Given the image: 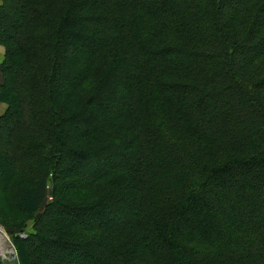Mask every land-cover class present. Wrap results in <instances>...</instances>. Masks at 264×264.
Wrapping results in <instances>:
<instances>
[{"label": "trees", "instance_id": "trees-1", "mask_svg": "<svg viewBox=\"0 0 264 264\" xmlns=\"http://www.w3.org/2000/svg\"><path fill=\"white\" fill-rule=\"evenodd\" d=\"M232 1L2 0L0 13L16 18L0 33V88L13 97L0 122L14 120L0 155V191L11 192L13 208L37 213L50 175L56 170L58 185L68 156L111 157L103 151L112 143H129L132 155L131 170L110 165L84 182L72 177L65 196L56 197L65 202H50L34 232L13 238L19 264L54 258L56 248L86 264L95 254L86 247L108 251L98 264H264V0H237L224 16ZM85 35L100 45L70 89L58 92L61 69H70L63 53ZM240 49L251 52L239 61ZM126 66L123 113L67 137L66 122L93 99H110L106 81ZM164 158L174 160L170 170ZM8 163L38 172L29 183L16 182ZM123 185L134 205L128 220L113 225L115 247L95 243L108 236L82 221L66 225L64 240L44 236L52 208L85 215L120 201ZM70 195L77 201L66 203Z\"/></svg>", "mask_w": 264, "mask_h": 264}, {"label": "rangeland", "instance_id": "rangeland-1", "mask_svg": "<svg viewBox=\"0 0 264 264\" xmlns=\"http://www.w3.org/2000/svg\"><path fill=\"white\" fill-rule=\"evenodd\" d=\"M236 1L234 0L229 4H225L223 7V13L225 15H230L232 13V8H234V5L236 6ZM244 0H239V2H243ZM2 0H0V3ZM16 21V18H13L12 15H7L6 13H0V33H8V31H5V27L9 25V23H14ZM112 25V21H109ZM16 23V22H15ZM110 25V26H111ZM100 28H102V24L99 25ZM109 29V28H107ZM100 45V41H97L93 35H85L82 36L80 41L77 43L76 47L74 44H71L70 48L66 51V53H63V57L65 55V62L70 65V69L62 68L61 73L59 74L60 80H58V87L57 91L61 93L67 92L71 85L74 83V81L79 76V69L80 66H86L87 60L90 58L89 54L92 50H95L96 47ZM254 50H252L253 52ZM251 51L246 49H240L237 52L238 60H242L243 57H246L250 54ZM4 57V47L0 44V83L3 81V74L1 71V63ZM114 75V81L112 80V77L108 79L106 82L109 87L108 95L110 99H102V98H95L93 99L89 107L82 113L81 117H78V119H73L72 121L66 122L64 125V131L66 133V136H77L80 133H82L85 130L88 131H94L95 129H98L102 125H104L106 122H110L109 120L113 118V115L116 113H123V104L120 103V97L121 95L124 96L126 92V87L128 86L127 83H129V77H130V69L128 66L122 67L115 71ZM113 76V75H112ZM113 81V82H112ZM112 82V83H111ZM5 91L0 88V116H4L6 112L10 109L11 102L13 101V97L5 98L4 94ZM24 93H20V96L22 97ZM16 99V97H15ZM203 107V105H201ZM19 119V117H17ZM110 124V123H109ZM14 120L13 118H10L6 121L0 122V155L5 153L4 149V142L6 141L8 133L11 132V130L14 128ZM30 123H27L26 121H23V131L24 132H30ZM125 141L131 140L133 137L130 134L124 136ZM121 142H119L120 144ZM124 146H114L115 144L112 143V149L111 150H104V153L111 154L112 156L103 157V158H97L93 159L90 158L88 160H81V159H73L70 156H68L63 163L62 168L58 172V185H54L53 182V176H54V169L53 174L50 175L49 183L46 187V194L44 200L41 202L39 209L37 210V213L33 214L32 216L27 214L26 212H22L19 210H15L11 204V192L5 193L4 191H0V259L5 262V264H19L18 260V254L16 250V246L14 245V237H21L25 238L28 236V234L34 232V223L36 222V218L45 210L46 206L50 202H55L57 204H62L65 202V200H62V203L58 201L56 197H64L66 194V187L68 183L74 182L72 177L77 176L80 178L79 181L84 182L86 179L91 177L94 173H97L103 169H106L110 165H117V166H127L128 169H130L131 166V151L128 150L129 143L126 144L125 148ZM115 148V150H114ZM110 149V148H109ZM111 152V153H110ZM16 153L15 149H12L11 152L8 154L9 157H14ZM7 156V155H6ZM82 158V157H81ZM110 160V161H109ZM163 163L166 164L167 169H171L173 159L172 158H164ZM9 162V161H8ZM182 163V161L180 162ZM27 164V163H25ZM149 164V163H147ZM29 165V164H27ZM150 165V164H149ZM189 165L188 162L184 164V169L186 170L187 166ZM143 166V165H142ZM146 166V164H145ZM5 167V166H4ZM7 168H10L12 171V178L16 182L20 183H29L34 175L35 171L37 170L31 169L30 166H25L24 164L20 167L18 165H15L14 163H8L6 165ZM29 167V168H28ZM54 168H57V165H54ZM151 168V167H150ZM160 168H163L160 166ZM131 170V169H130ZM145 172V171H144ZM143 168L140 169V171L136 172V174L144 173ZM3 172L0 171V189L2 188L1 185V176ZM135 174V175H136ZM122 175V174H121ZM75 183V182H74ZM186 184V183H185ZM129 188L126 186H119L117 187V194L120 196V201H116L115 198L111 205H107L105 207L104 205L101 206L100 209H95L93 212L86 211L84 212L85 215L79 216L78 214L72 213L68 211L69 209H64L60 207H54L52 208L51 212L48 213V215L43 219V222L45 224V228L43 233L44 236H50L54 238H61L64 240L65 238H68L70 235H62V232L67 224L72 223V221H82L83 223L89 224V225H97L98 227H101V230L103 233H105L108 238L106 240H100L99 236L95 238V243L99 242L101 246H104L105 249L109 246L115 247L116 243L114 241V228L113 225L118 222L126 221L130 218L131 211L133 210L134 205V199L132 200L130 196L132 197V194L128 191ZM61 191H64V193H59ZM126 192L127 197L125 199L121 195ZM76 193V191L72 192L71 194ZM78 196L70 195L67 198L66 203H69L71 201L76 202ZM128 198V202H124ZM124 202V203H123ZM109 203V202H108ZM132 209V210H131ZM49 230V231H48ZM117 230V229H116ZM90 235V234H89ZM84 241H86V246L89 242L87 237L82 238ZM89 252H94L95 254L92 255L90 253L89 256H91V259L89 261H86V264H94L99 263V261L102 260V257H104V254L107 253L100 249H94L87 247L85 248ZM53 254L55 255L54 258H42L39 255H36L35 257L31 258L32 264H82L85 263V259L82 258V256L79 255H72L74 259H69L66 257V254L62 252L60 249L56 248L54 249ZM58 257V259L56 258ZM56 258V259H55ZM61 259V260H60Z\"/></svg>", "mask_w": 264, "mask_h": 264}]
</instances>
